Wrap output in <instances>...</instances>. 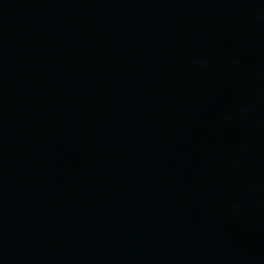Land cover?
<instances>
[{
	"label": "water",
	"instance_id": "obj_1",
	"mask_svg": "<svg viewBox=\"0 0 264 264\" xmlns=\"http://www.w3.org/2000/svg\"><path fill=\"white\" fill-rule=\"evenodd\" d=\"M0 264H264V0H0Z\"/></svg>",
	"mask_w": 264,
	"mask_h": 264
}]
</instances>
